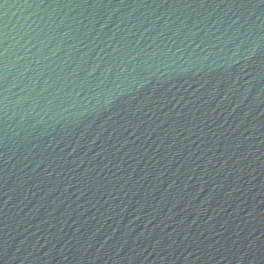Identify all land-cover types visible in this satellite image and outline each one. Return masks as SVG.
<instances>
[{"label":"water","instance_id":"1","mask_svg":"<svg viewBox=\"0 0 264 264\" xmlns=\"http://www.w3.org/2000/svg\"><path fill=\"white\" fill-rule=\"evenodd\" d=\"M0 264H264L260 0H0Z\"/></svg>","mask_w":264,"mask_h":264},{"label":"snow or ice","instance_id":"2","mask_svg":"<svg viewBox=\"0 0 264 264\" xmlns=\"http://www.w3.org/2000/svg\"><path fill=\"white\" fill-rule=\"evenodd\" d=\"M260 3H261L262 5H264V0H260Z\"/></svg>","mask_w":264,"mask_h":264}]
</instances>
